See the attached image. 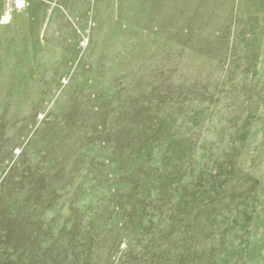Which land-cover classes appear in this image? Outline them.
<instances>
[{"label": "rangeland", "instance_id": "374dc122", "mask_svg": "<svg viewBox=\"0 0 264 264\" xmlns=\"http://www.w3.org/2000/svg\"><path fill=\"white\" fill-rule=\"evenodd\" d=\"M25 1L0 264H264V0Z\"/></svg>", "mask_w": 264, "mask_h": 264}, {"label": "built area", "instance_id": "2783aa9c", "mask_svg": "<svg viewBox=\"0 0 264 264\" xmlns=\"http://www.w3.org/2000/svg\"><path fill=\"white\" fill-rule=\"evenodd\" d=\"M12 3H13L14 8L20 10L25 6L26 1L25 0H12Z\"/></svg>", "mask_w": 264, "mask_h": 264}, {"label": "bare ground", "instance_id": "6f19581e", "mask_svg": "<svg viewBox=\"0 0 264 264\" xmlns=\"http://www.w3.org/2000/svg\"><path fill=\"white\" fill-rule=\"evenodd\" d=\"M3 20H4V21H6V19H5V18H4Z\"/></svg>", "mask_w": 264, "mask_h": 264}]
</instances>
